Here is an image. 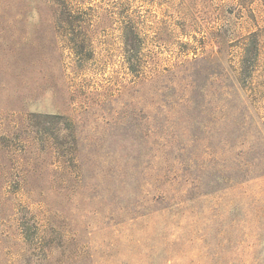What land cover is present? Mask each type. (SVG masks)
I'll list each match as a JSON object with an SVG mask.
<instances>
[{
  "label": "rangeland",
  "instance_id": "rangeland-1",
  "mask_svg": "<svg viewBox=\"0 0 264 264\" xmlns=\"http://www.w3.org/2000/svg\"><path fill=\"white\" fill-rule=\"evenodd\" d=\"M263 27L264 0H0V264H264V88L226 101Z\"/></svg>",
  "mask_w": 264,
  "mask_h": 264
},
{
  "label": "trees",
  "instance_id": "trees-1",
  "mask_svg": "<svg viewBox=\"0 0 264 264\" xmlns=\"http://www.w3.org/2000/svg\"><path fill=\"white\" fill-rule=\"evenodd\" d=\"M124 35V44L126 48L125 50L126 52L133 53L134 48L132 46V38L127 34ZM212 42H215L214 44L215 47L218 48V53H216V50L214 51L213 49H211V52L205 55L204 58L208 59V61L220 60L222 58V55L219 48L223 47V39L216 37L212 39ZM240 48L241 55L239 57L238 64L240 71H242L241 73H244V71L248 69V65L250 64V73L249 75H245L248 87L246 85L240 86L239 84H237V82H235L234 92L228 95L230 97L227 98L230 99H227L226 101L227 104L234 103L236 108L244 110V108L247 107L248 103L250 102L249 97L246 95V91H253L255 95H257L256 93H258L259 95L260 91L257 87L264 88V85H262V83H258L257 80L264 74V58L262 55L264 50V27L258 31L251 32L248 36H246V42H244ZM194 54H197V52L195 51ZM258 69H261L262 71L260 75H256L254 73L255 70ZM252 84H254L255 86L250 87ZM241 132L242 135L247 136L251 139L250 149H254L257 145L264 147V123L257 124L254 128L241 127ZM261 166H263L264 168L263 156L258 159V163L254 165L256 169L253 170H258L261 168Z\"/></svg>",
  "mask_w": 264,
  "mask_h": 264
}]
</instances>
